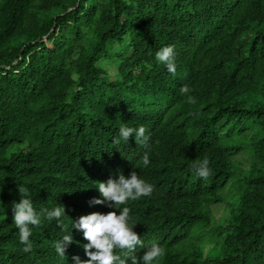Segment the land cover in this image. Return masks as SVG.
I'll list each match as a JSON object with an SVG mask.
<instances>
[{
    "label": "trees",
    "instance_id": "16d2710c",
    "mask_svg": "<svg viewBox=\"0 0 264 264\" xmlns=\"http://www.w3.org/2000/svg\"><path fill=\"white\" fill-rule=\"evenodd\" d=\"M167 45L175 75L155 62ZM122 124L146 143H115ZM132 171L154 185L129 204L137 257L155 243L159 264H264V0H0V264L87 258L75 229L56 253L55 222L22 252L20 188L70 220L111 211L90 205L95 184Z\"/></svg>",
    "mask_w": 264,
    "mask_h": 264
},
{
    "label": "clouds",
    "instance_id": "9594fccd",
    "mask_svg": "<svg viewBox=\"0 0 264 264\" xmlns=\"http://www.w3.org/2000/svg\"><path fill=\"white\" fill-rule=\"evenodd\" d=\"M155 62L175 75L177 71L175 47L167 45L160 48L155 53ZM190 91L187 86L180 88L181 95L185 96L189 103H195ZM118 132L119 138L115 141L117 144L121 141L128 143L130 137H134L136 143L142 144L149 138L144 126L134 128L122 124ZM150 163V156L145 154L142 158V166L148 168ZM193 167L196 175L201 179L206 180L211 175L207 159H203ZM95 186L100 196L94 197L90 205H103L112 210L95 211L70 220H67L69 216L62 204L51 210L38 211L33 205L29 189L20 188L21 198L19 202L12 204V212L13 223L19 234V243L23 245L22 252L30 253L33 250V241L30 239L33 236V228L40 227L45 222H55L64 232L54 245L60 257L66 258L65 250L74 242L73 229L78 233L82 232L87 241L83 244L87 258L73 256L74 264H159L164 253L158 244L153 243L139 257L135 255L137 249H143L145 245L134 230L136 222L132 219L129 207L131 202L151 197L154 185L132 171L128 176L121 173L118 179L109 178L106 182H99Z\"/></svg>",
    "mask_w": 264,
    "mask_h": 264
},
{
    "label": "rangeland",
    "instance_id": "374dc122",
    "mask_svg": "<svg viewBox=\"0 0 264 264\" xmlns=\"http://www.w3.org/2000/svg\"><path fill=\"white\" fill-rule=\"evenodd\" d=\"M50 46H52V43H49Z\"/></svg>",
    "mask_w": 264,
    "mask_h": 264
}]
</instances>
